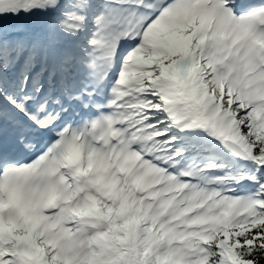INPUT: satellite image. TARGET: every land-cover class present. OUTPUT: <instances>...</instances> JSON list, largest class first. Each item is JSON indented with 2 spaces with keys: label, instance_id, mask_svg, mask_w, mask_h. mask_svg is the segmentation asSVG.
I'll return each instance as SVG.
<instances>
[{
  "label": "snow or ice",
  "instance_id": "1",
  "mask_svg": "<svg viewBox=\"0 0 264 264\" xmlns=\"http://www.w3.org/2000/svg\"><path fill=\"white\" fill-rule=\"evenodd\" d=\"M0 264H264V0H0Z\"/></svg>",
  "mask_w": 264,
  "mask_h": 264
}]
</instances>
